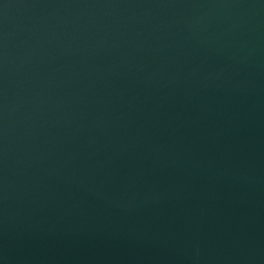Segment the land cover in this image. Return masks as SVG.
<instances>
[{"label": "water", "instance_id": "obj_1", "mask_svg": "<svg viewBox=\"0 0 264 264\" xmlns=\"http://www.w3.org/2000/svg\"><path fill=\"white\" fill-rule=\"evenodd\" d=\"M0 264H264V0H0Z\"/></svg>", "mask_w": 264, "mask_h": 264}]
</instances>
